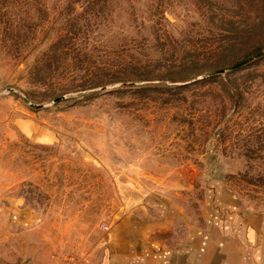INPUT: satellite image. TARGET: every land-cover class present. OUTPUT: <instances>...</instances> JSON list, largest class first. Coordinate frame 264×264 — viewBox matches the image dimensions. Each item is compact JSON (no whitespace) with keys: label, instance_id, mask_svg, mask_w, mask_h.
<instances>
[{"label":"rangeland","instance_id":"374dc122","mask_svg":"<svg viewBox=\"0 0 264 264\" xmlns=\"http://www.w3.org/2000/svg\"><path fill=\"white\" fill-rule=\"evenodd\" d=\"M257 49L264 0H0V259L189 232L218 187L264 209V54L230 68Z\"/></svg>","mask_w":264,"mask_h":264},{"label":"crops","instance_id":"0c3cea01","mask_svg":"<svg viewBox=\"0 0 264 264\" xmlns=\"http://www.w3.org/2000/svg\"><path fill=\"white\" fill-rule=\"evenodd\" d=\"M214 193L205 225L164 235L148 216L125 215L98 253L80 264H264V209H245L223 187Z\"/></svg>","mask_w":264,"mask_h":264},{"label":"water","instance_id":"95a60500","mask_svg":"<svg viewBox=\"0 0 264 264\" xmlns=\"http://www.w3.org/2000/svg\"><path fill=\"white\" fill-rule=\"evenodd\" d=\"M262 54H264V51H260V52L257 53L256 55L250 56V57H248V58L242 60L241 62H239V63H237L236 65H234L233 68L239 67V66H241V65H243V64H245V63L251 61L252 59H254V58H256V57H258V56H260V55H262ZM12 90H13V89H9V91H12ZM63 98H64L63 96L57 97V98L54 99V102H58V101L62 100ZM24 100H25L26 103H28V104H30V105H34V104H31L30 101H29L27 98H24Z\"/></svg>","mask_w":264,"mask_h":264},{"label":"trees","instance_id":"16d2710c","mask_svg":"<svg viewBox=\"0 0 264 264\" xmlns=\"http://www.w3.org/2000/svg\"><path fill=\"white\" fill-rule=\"evenodd\" d=\"M260 52V50L259 49H257V50H255L251 55H248L246 58H248V57H250V56H253V55H256L257 53H259ZM246 58H244V59H246ZM243 59V60H244ZM242 61V60H241ZM241 61H239V62H241ZM239 62H235V63H233L231 66H230V68H233V66L234 65H236L237 63H239ZM237 68V67H236ZM238 95H240L238 92H234V94H233V96H234V99L235 100H237V98L239 97Z\"/></svg>","mask_w":264,"mask_h":264}]
</instances>
